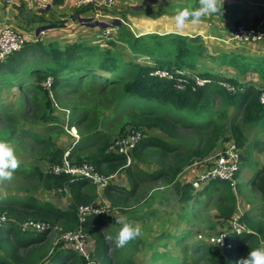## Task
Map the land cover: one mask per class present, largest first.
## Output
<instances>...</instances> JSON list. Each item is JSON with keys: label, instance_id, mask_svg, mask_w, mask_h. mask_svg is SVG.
Instances as JSON below:
<instances>
[{"label": "trees", "instance_id": "obj_1", "mask_svg": "<svg viewBox=\"0 0 264 264\" xmlns=\"http://www.w3.org/2000/svg\"><path fill=\"white\" fill-rule=\"evenodd\" d=\"M86 10H79L78 14ZM249 28L264 32V14L256 17ZM121 37L134 54L152 58L153 64L125 61L111 48L102 51L96 45L74 42L63 49L57 43L41 41L27 42L20 52L0 64V84L7 82L12 86L17 82L29 95L27 101L33 110L28 120L48 125L45 135L32 130L26 132L37 147L33 155L36 161H46L52 166L62 164L66 157L73 165L89 163L105 177H111L126 169L128 164L126 155L108 151L114 136L127 135L130 129H137L144 133V138L135 147L132 157L135 161L157 157L156 163L161 167L157 174L140 173L137 177L163 179L176 185L187 167L215 152L229 133L228 139L244 148L251 129L264 131V107L260 103L264 88L244 87L233 82L235 90L231 87L233 91H230L225 85L230 80L206 72L195 74L205 78L204 86L178 91L174 83L153 78L150 72L192 67L200 50L180 35L136 37L124 31ZM111 45L115 47L116 42ZM232 108L235 115L230 118ZM58 109L68 112V129L80 136L79 141L65 129L64 121L56 117ZM0 110V124L9 127L7 135L16 143L18 116L1 103ZM151 130H159L173 141L145 135ZM180 130L189 134L188 140L178 141ZM65 131L70 141L68 147L60 148L55 139ZM18 173L31 183V188L23 199L15 196L0 199V215L6 214L12 219L7 228L0 231V264H89L91 261L95 264H136L126 247L111 251L113 242L103 235V229L107 226L121 228L122 223L104 212L89 215L82 224L83 232L95 240L91 260L63 245L49 254L45 242L50 231L44 234L23 232L20 224L41 221L49 223L51 229L76 231L81 225L80 207L95 206L97 186L89 179L45 173L35 165L22 166ZM257 175L252 185L264 200V168ZM212 184L215 186L211 187ZM204 186L199 196L212 198L218 194L223 206L220 207L221 216L225 220L232 219L237 210V197L230 182L212 181ZM39 188L69 190L72 202L67 209H60L52 202H39L31 194ZM182 188L181 201L188 203L196 189L191 184ZM105 194L113 206H121L119 204L129 205L136 199L137 190L109 186ZM257 212V217L249 212L239 218V225L245 231L227 236L223 247L195 243V256L209 264H238L250 249L260 246V238L264 236V205ZM185 243L186 240L179 241L180 245ZM159 256L162 255L155 258L162 259ZM167 264L182 263L175 259Z\"/></svg>", "mask_w": 264, "mask_h": 264}, {"label": "rangeland", "instance_id": "obj_2", "mask_svg": "<svg viewBox=\"0 0 264 264\" xmlns=\"http://www.w3.org/2000/svg\"><path fill=\"white\" fill-rule=\"evenodd\" d=\"M133 4V5H130ZM118 5L116 4L113 9H102L101 12L104 14H114L122 17V22L120 19H113L111 21H101L94 19V17H88L86 13L91 12V10H86V12L81 15L78 14L79 9L71 15H65L62 19H57L51 21L54 27L58 28L57 32H43L44 42H48L52 38H58V42L65 44V46L76 43H85L86 45H96L99 46L102 51L107 48H111L115 53L122 56L125 61L137 60L138 56H134L133 52L124 42L122 44L121 40L117 38L119 34L120 37L124 31H128L126 25L123 24V20L127 24L131 22L126 18V15L132 14L128 10L122 9L121 12H117ZM125 8L134 9L138 6V0L130 2L125 0ZM135 10V9H134ZM92 12H95L92 11ZM124 12V13H123ZM159 12L154 11H142L134 14L136 20L142 18L143 14L150 16L151 14H158ZM121 14V15H120ZM128 14V15H129ZM127 15V16H128ZM133 15V14H132ZM78 16L85 18H92L94 21H100L107 24H111L110 37L105 40H96L98 33L104 32V29L100 27H92L90 25H85L80 23L77 18ZM37 21L32 18H24L25 26L22 27L18 25L14 28L20 29V31L26 36L28 42L40 41L36 40L35 33L31 30V33H24L22 29L29 31L30 21ZM39 22V21H37ZM120 23V24H119ZM123 25V26H122ZM48 26L53 29L52 25H41ZM34 27V26H33ZM58 33V34H56ZM116 46L112 47L111 43H115ZM141 45V42L139 43ZM100 50V51H101ZM199 59V57L197 58ZM217 62L213 59L208 63V65ZM192 69L197 72L196 74L202 75L205 71H199L196 65H192ZM220 71H224L222 65H218ZM189 69V68H188ZM190 70V69H189ZM232 72H236L235 69L231 68ZM225 72V71H224ZM221 73V72H220ZM29 80V79H28ZM20 80H18L19 82ZM31 83V80H29ZM7 82L0 84V103L5 106L10 112L15 113L18 116V144L11 142L9 136L7 135L9 127L7 125L0 124V139L9 141L11 146L15 150L20 164L17 169L14 170V175L10 180L0 181V199L9 197H19L23 199L27 196V191L31 188L27 180H24L23 175H18V169L21 167H34L38 166L43 172L48 173L50 171L51 164L46 161L38 162L35 160L34 156L37 147L33 144V140L27 137L26 132L32 130L34 133H39L45 135L48 125L42 123H33L28 120L32 117V106L28 103V93L27 91L21 89L17 82H13L12 86H8ZM69 103V102H67ZM3 109V108H2ZM59 110V109H58ZM2 110H0V115H2ZM57 118L64 121L66 124L65 129L70 131L72 135L75 132L72 129H68L67 124V111L59 112L57 111ZM234 117L232 111H230V118ZM66 120V121H65ZM63 123V122H62ZM59 132V131H58ZM150 137L162 138L167 141H173L165 133L159 130L148 131L147 134ZM118 135H115L116 137ZM228 136L227 139L222 140V145H227L229 143ZM189 134L180 130L178 132V141L187 139ZM249 142L246 144L247 148H240L242 156V162L239 172V178L241 179L237 188L234 190L236 197L239 200V206L237 207L236 213L233 215L232 219L225 220L221 216L220 207H223L220 202V197L218 194L214 195L212 198L208 196H199L200 190L203 188L199 182L200 170L206 168L212 159L214 160V155L222 150L224 147H219L210 154L206 159L198 160L194 162L191 166L187 167L179 176L178 184L170 185L163 179L151 180L146 178L141 180L137 177L140 173H159L161 167L156 163L157 157L154 159L145 158L144 160H134L132 157L131 163L127 164L126 169L122 170L120 173L112 176L109 180V186H117L127 190L136 188L137 197L130 201L129 205L113 206L108 196L105 194V190L98 191V197L95 202V209H101L105 214L117 219L122 224L129 221H135L139 224L141 228V235L137 238L129 241L124 247L127 248V252L133 254V258L136 264H167L169 262L178 259L182 264H209L202 257H196L194 254L193 246L195 243H200L207 246H220L225 245V239L229 235L235 233L244 232L242 228L241 231L236 229L235 224H238V220L245 212H249L253 215L257 214V211H251L257 207H245V201L253 200L258 207L263 204L264 200L260 192L251 185L253 182V175H256L259 170L264 168V131L262 130H251L249 135ZM67 131L60 134V136L55 139L57 145L61 148L68 147L67 144L70 140ZM221 144L219 146H221ZM219 149V150H218ZM32 150V151H31ZM213 157V158H212ZM212 163V162H211ZM130 167V171H128ZM144 175V174H143ZM151 175V174H148ZM150 177V176H145ZM187 183H191L196 189L193 199L188 203H183L181 201V195L183 188ZM238 183V182H237ZM215 185L212 184L211 187ZM39 202H52L55 206L60 209H67L70 205L72 198L70 196L69 190L66 191H48L44 189H36L31 193ZM262 203V204H259ZM243 204V207L241 206ZM259 215V213L257 214ZM254 216V217H257ZM239 227V226H238ZM59 228V227H58ZM119 227L107 226L103 229V235L110 238L113 242L111 251H113L117 246L116 236L114 233H118ZM223 239L220 241V239ZM83 249L80 250L75 246V243L66 242L61 239V232L59 229H55L48 233L47 240L45 244L49 247V254H52L55 249L60 245H63L66 249H73L82 255L86 256L91 260V254L95 249V240L83 233ZM186 240L185 244H179V241ZM220 241V243H219ZM120 248V247H119ZM162 259L155 258L156 256ZM1 256V255H0ZM164 257V259H163ZM89 264H95L91 261Z\"/></svg>", "mask_w": 264, "mask_h": 264}, {"label": "crops", "instance_id": "obj_3", "mask_svg": "<svg viewBox=\"0 0 264 264\" xmlns=\"http://www.w3.org/2000/svg\"><path fill=\"white\" fill-rule=\"evenodd\" d=\"M55 1L56 0H40V2L36 3L32 0H13L11 3H5L3 0H0V28L3 26L17 27L18 25L24 27V18L30 17L39 22L35 20L30 21L31 25L29 26V31L22 29L24 33H31V30H33L36 40H40L45 44L57 43L64 49L65 44H61L60 41L58 42V38H52L48 42H44L42 40H44V37L47 34L44 36H42L43 32L40 33V35L37 34L38 29L44 27L41 25L54 26L53 24H50L51 21L62 19L65 15H71L74 13V10L76 11L78 9L75 0H57V3ZM117 4H119L117 12L126 9L124 12L129 10L130 13L133 14L128 13L129 15H126V18L131 23L127 24L125 20H123V24L127 26L128 31L134 36L139 37L149 34H158L160 36L180 35L186 38L188 44L197 50H200L199 59L193 63L199 71H205V73L208 72L213 75H221L225 79L230 80V82H226L225 85L232 87L234 90L235 87L232 85L233 82L238 85H243L244 87L247 85H254L257 88H264V40L258 43L240 42L235 38L234 34L238 25L242 24L250 27L256 17H260L264 14V0H220V7L222 8L220 14L215 13L212 15H205L201 17L200 21L197 23H192L190 20L186 21L183 29H178L176 27L174 20L176 11L181 8H196L199 6L200 0H138V6H143L140 10L125 8V0H117ZM143 10H152L159 13L155 15L151 14L150 16L143 14L144 16H142V18L136 20L137 16L134 14L137 15V13L142 12ZM86 15L101 21H111L117 18L122 22V17H124L115 15L114 12L113 14H104L101 11H91L86 13ZM57 30L58 28L54 27L45 32H57ZM112 30L114 29H111V31ZM117 38L122 40V37L120 38L119 34L117 35ZM105 39L103 32L98 33L96 36V40L98 41ZM119 42L124 44L123 41ZM130 52L132 53V51ZM134 56H138L136 61L140 64L151 65L154 62L152 58L147 56L136 54H134ZM213 59H216L217 62L208 65ZM219 64L222 65L225 72L220 71L221 69L218 68ZM192 68L193 67H189L190 70L188 68L184 70L188 73L196 74L197 72ZM231 68L235 69L236 72H232ZM58 111L65 112L61 109ZM231 111H233V108ZM250 131L248 132V135ZM248 142L249 138L246 144H248ZM220 144L221 142L218 145ZM224 146L225 145L221 144V146L218 147L220 149ZM245 147L247 148L246 145L244 148ZM215 155L213 157H215ZM211 162L212 159L206 168L200 170L199 174H202L209 166H211ZM148 174H155V172ZM253 176L257 177L258 175L256 174ZM239 177L240 176L238 175V183L234 190L241 182ZM205 187L206 186H204L200 192H202ZM202 197L205 196H201V198ZM71 202L72 201H70V203ZM244 205L245 207H247V205L249 207H257L256 209L251 210L256 212L257 209H260L264 205V202L259 207L253 200L245 201ZM241 206L243 207V204ZM237 207H240L238 197Z\"/></svg>", "mask_w": 264, "mask_h": 264}, {"label": "built area", "instance_id": "obj_4", "mask_svg": "<svg viewBox=\"0 0 264 264\" xmlns=\"http://www.w3.org/2000/svg\"><path fill=\"white\" fill-rule=\"evenodd\" d=\"M13 0H3L5 3H11ZM40 2V0H32ZM79 10H91L99 12L102 9H113L117 4V0H75ZM133 2L134 0H129ZM183 1V0H180ZM133 5V4H130ZM104 37L107 39L111 35V27L104 29ZM235 38L240 42L258 43L264 40V32L261 30H254L244 25H238L235 29ZM28 42L26 36L18 29L11 26H3L0 28V64L7 61L12 55L20 52ZM153 78L168 80L174 83L175 89L178 91H185L188 87L193 86L194 89L205 85V78L188 73L185 70L169 71L167 69H154L149 74ZM230 91L233 89L227 86ZM260 103L264 107V91L260 95ZM70 132V131H69ZM79 141V135H73ZM144 138V133L137 129H130L127 135L115 137L108 151L114 154H124L127 156V163H131L133 151L138 143ZM242 162L241 149L234 140L229 141L227 146L215 155L214 160L200 176L199 182L201 185L208 184L212 181L230 182L233 188L236 187L238 179L237 175L240 172ZM50 172L55 175L68 174L74 177H81L89 179L98 188V191L105 190L108 187L111 177H105L96 168L89 163L82 165H73L66 157L62 164L50 166ZM103 211L99 208L80 207L79 218L80 227L76 231L62 232L60 228L55 227L51 229V225L47 222L41 221H26L20 224V229L23 232H31L35 234H44L48 231L59 229L61 232V239L66 242L75 243L78 249H83V229L82 224L86 218L92 214H100ZM12 222L6 214L0 215V231H3ZM236 229L241 231L242 227L235 224ZM239 226V227H238ZM240 233V232H239ZM260 246H264V236L260 238Z\"/></svg>", "mask_w": 264, "mask_h": 264}, {"label": "clouds", "instance_id": "obj_5", "mask_svg": "<svg viewBox=\"0 0 264 264\" xmlns=\"http://www.w3.org/2000/svg\"><path fill=\"white\" fill-rule=\"evenodd\" d=\"M220 0H200L198 7L193 9L181 8L174 15L176 27L183 29L186 21L197 23L201 17L221 12ZM20 161L9 141L0 139V181L10 180L14 170L18 168ZM141 235V228L135 221L122 224L116 236L118 247H124L129 241ZM223 237L220 239V241ZM219 241V243H220ZM238 264H264V246L250 249L246 258L238 261Z\"/></svg>", "mask_w": 264, "mask_h": 264}, {"label": "water", "instance_id": "obj_6", "mask_svg": "<svg viewBox=\"0 0 264 264\" xmlns=\"http://www.w3.org/2000/svg\"><path fill=\"white\" fill-rule=\"evenodd\" d=\"M142 8H143L142 5L134 7L135 10H140V9H142ZM75 19H78V21H79L80 23H83V24H85V25H90V26H92V27H100V28H102V29H108V28L112 27L111 24H107V23L100 22V21H94V19H92V18H85V17L78 16V17L75 18ZM119 24H120V23H119ZM53 27H54V26H53ZM49 29H50V28H49L48 26L40 27V28L38 29V31H37V34L40 35V33L45 32V31H47V30H49Z\"/></svg>", "mask_w": 264, "mask_h": 264}]
</instances>
